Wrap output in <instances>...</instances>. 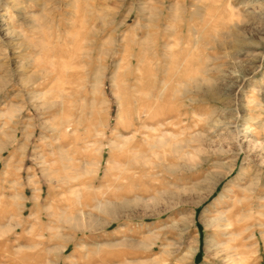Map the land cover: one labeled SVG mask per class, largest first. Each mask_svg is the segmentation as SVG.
Returning a JSON list of instances; mask_svg holds the SVG:
<instances>
[{"label": "rangeland", "instance_id": "374dc122", "mask_svg": "<svg viewBox=\"0 0 264 264\" xmlns=\"http://www.w3.org/2000/svg\"><path fill=\"white\" fill-rule=\"evenodd\" d=\"M0 264H264V0H0Z\"/></svg>", "mask_w": 264, "mask_h": 264}, {"label": "bare ground", "instance_id": "6f19581e", "mask_svg": "<svg viewBox=\"0 0 264 264\" xmlns=\"http://www.w3.org/2000/svg\"><path fill=\"white\" fill-rule=\"evenodd\" d=\"M214 10V9H213ZM186 13V12H185ZM192 14V13H191ZM210 14V13H209ZM218 19V18H217ZM91 20V19H90ZM171 20V19H170ZM207 20V19H206ZM208 20H210V19H208ZM93 21V20H92ZM114 21V20H113ZM209 22V21H208ZM111 23V22H110ZM168 23V22H167ZM137 27L138 26H136L135 27V29H134V31L132 32L133 34H132V36L135 38V36H139L138 34H137ZM80 29H82V28H80ZM133 29V28H132ZM154 29V28H153ZM179 30V29H178ZM204 31V30H203ZM202 31V32H203ZM85 32V31H84ZM156 32V31H155ZM93 33V32H92ZM95 33V32H94ZM98 33V32H97ZM80 34V33H79ZM83 34V33H82ZM91 34V33H90ZM94 37H96V34L94 35V34H92ZM91 36V35H90ZM111 37V36H110ZM133 37H131L132 39H133ZM97 38L98 37H96V38H94V40H93V44H92V48H91V52H90V56H89V59H88V61H87V64H86V69L89 71V79H91L92 77H90V75H92L93 73H92V71H93V55L96 53V48H97ZM144 38V37H143ZM152 38V37H151ZM127 40V39H126ZM130 40V39H129ZM110 41V40H109ZM108 41V42H109ZM125 41V40H124ZM189 41H190V39H189ZM188 40H187V43L189 42ZM108 42H107V45H108ZM145 42V41H144ZM110 43H111V41H110ZM109 43V44H110ZM113 43V42H112ZM134 43H135V41H134ZM143 43V42H142ZM152 44V43H151ZM176 44V43H175ZM189 44V43H188ZM145 46V45H144ZM189 46V45H188ZM188 46H186V48H185V50H188ZM103 47H105V46H103ZM128 47H129V45H127V47H126V51L128 50ZM183 48V47H182ZM103 49H105V48H103ZM103 49H102V47H100V49H99V52L100 53H102V51H103ZM169 49H171L170 47H169V45L167 44V43H165V46H164V52L165 51H167V50H169ZM132 50V49H131ZM141 52V51H140ZM169 52V51H168ZM100 53H99V55H100ZM110 53V52H109ZM142 53V52H141ZM185 53V52H184ZM190 53V52H189ZM97 54H98V51H97ZM166 54H169V53H166ZM188 54V53H187ZM140 55V54H139ZM170 55V54H169ZM173 55V54H172ZM192 55V54H191ZM180 56H181V54H180ZM186 56V55H185ZM188 56V55H187ZM80 57V56H79ZM122 57V56H121ZM128 57V56H127ZM127 57H125V58H123L122 59V61H120V62H118V64H116V69H117V72L116 73H114L115 75V77H112V78H117V77H119V76H122V74H121V71L123 72V73H125L123 70H127V69H129L130 67H129V63H128V60H126V58ZM168 57V56H167ZM171 57V56H170ZM96 58V57H95ZM100 58V57H99ZM165 59V58H164ZM168 59V58H167ZM173 59V58H172ZM185 59H187V57H185ZM195 59V58H194ZM152 60V59H151ZM151 60H150V63H152L151 62ZM169 60V59H168ZM182 60V59H181ZM190 60V59H189ZM100 61V60H99ZM99 61H97V62H99ZM175 61V60H174ZM193 62H196L195 60L193 61ZM146 63V62H145ZM156 63V62H155ZM166 63H167V61H166ZM182 64H183V62H181ZM190 63V62H189ZM174 64V63H173ZM182 64H180V65H182ZM145 65H147V64H145ZM144 65V66H145ZM169 65V64H168ZM149 66H152V65H149ZM176 66V65H175ZM102 67V66H101ZM95 68V67H94ZM185 68V67H184ZM199 69V68H198ZM98 70V69H97ZM163 70V69H162ZM201 70V69H200ZM202 70H204V69H202ZM95 72V71H94ZM98 72V71H97ZM129 72V71H128ZM139 70H137L136 69V71H135V73H134V75H133V78L135 79L134 81V84H133V88L135 89V92L137 91H140L142 94L143 93H147V96L148 97H150V96H152L151 94H152V92L154 91V85H153V80H151V78H150V74H153V72H151V71H149V69H147V68H142V70H141V74H139ZM151 72V73H150ZM185 72V71H184ZM186 73V72H185ZM98 74V73H97ZM126 75H127V73H126ZM129 75V74H128ZM155 75H157V74H155ZM164 75V74H163ZM123 77H124V75H123ZM93 78H95L94 77V75H93ZM129 78V77H128ZM156 79V78H155ZM115 80V79H114ZM163 80H165V78L163 79ZM163 80H162V82H163ZM91 81H93V79L91 80ZM100 81V80H99ZM116 81V80H115ZM119 81V80H118ZM155 81V80H154ZM161 82V83H162ZM93 83V82H92ZM155 84V83H154ZM98 85V84H97ZM162 85H163V83H162ZM94 86H92V88H93ZM132 87V86H131ZM98 88V87H97ZM127 91V90H126ZM126 92L125 93H123L122 92V97H123V99H122V103H121V113H125V111H126V109L129 107V104H130V101H129V99H127V98H129L128 96H127V98H126ZM129 94V93H128ZM141 94V95H142ZM210 94V93H209ZM146 95V94H145ZM132 96H134V94L132 95ZM137 96V95H136ZM147 96H146V98H147ZM154 96V95H153ZM116 97V96H115ZM121 97V96H120ZM144 97V96H143ZM118 98V97H117ZM214 98V97H213ZM134 99V98H133ZM138 99V98H137ZM142 99V98H141ZM135 100V99H134ZM133 100V101H134ZM145 100V99H144ZM119 101H121V100H119ZM137 101V100H136ZM139 101V100H138ZM143 101V100H142ZM148 101V100H147ZM139 103H141V102H139ZM148 103V102H147ZM133 104V103H132ZM106 104H103V102L102 103H100V106H98V107H96L95 108V113H94V125H96V126H99V124L100 123H103V117H102V113H103V111L105 112V110L107 109L106 108V106H105ZM130 106H132V105H130ZM135 108V107H134ZM136 108H138V107H136ZM149 108H150V106H148L147 104H146V106L144 107V108H141V109H139V112H138V114L139 115H141L143 112H144V110L146 109L147 110V112H149ZM136 113V112H135ZM107 114V113H106ZM107 115H109V113L107 114ZM133 115V114H132ZM104 116V115H103ZM128 117V116H127ZM105 118H107V116L105 117ZM109 118V117H108ZM122 118V117H121ZM119 120V119H118ZM125 120V119H124ZM104 121H106V120H104ZM105 125V124H104ZM102 126V125H101ZM148 128V127H147ZM134 136V135H133ZM140 136V135H139ZM164 137V136H163ZM166 137V136H165ZM132 138H134V140L137 138L136 136H134V137H132ZM129 139V138H128ZM131 139V138H130ZM166 139V138H165ZM151 140V139H150ZM166 141V140H165ZM128 142V141H127ZM132 142V141H131ZM145 142V141H144ZM167 142V141H166ZM135 143V142H134ZM159 143H161V142H159ZM131 144H133V143H131ZM126 145H128V144H126ZM135 145V144H134ZM163 145V144H162ZM165 145V144H164ZM168 145V144H167ZM137 148V147H136ZM131 149V148H130ZM132 149H134V148H132ZM143 149V148H142ZM136 150V149H135ZM144 153V152H143ZM136 154V153H135ZM145 163V162H144ZM126 167V166H125ZM141 167V166H140ZM132 168H134V167H132ZM143 168V167H142ZM144 169V168H143ZM84 170H86V169H84ZM87 170H89V169H87ZM140 170V169H139ZM148 170V169H147ZM58 171V170H57ZM56 171V172H57ZM124 171V170H123ZM122 171V172H123ZM128 171V170H127ZM126 171V172H127ZM120 172V171H119ZM129 172V171H128ZM121 173V172H120ZM146 173V172H145ZM45 179H47V181L49 182V183H53L54 184V182H55V184L56 185H58L59 186V188L60 189H63V186L61 185V179H60V175H59V172L58 173H51L50 175H48ZM121 181V180H120ZM121 183V182H120ZM133 183H134V181H133ZM143 183V182H142ZM123 184V183H122ZM117 185V184H116ZM115 185V186H116ZM120 185V184H119ZM120 187H122V186H120ZM119 187V188H120ZM132 187V186H131ZM65 188V187H64ZM130 188V187H129ZM117 189H118V187H117ZM122 189V188H121ZM131 189V188H130ZM5 193V192H4ZM119 193H120V191H119ZM118 194V193H117ZM129 194V193H128ZM61 195V194H60ZM127 195V194H126ZM95 196V195H94ZM114 196V195H113ZM62 197H64V196H62ZM92 197H93V195H92V193L90 192V191H87V192H85V202H84V204H85V206H87V205H89V203H90V200L92 199ZM18 198V197H17ZM17 198H15L14 196H13V198H11L9 201H8V203H9V205L11 206V205H13L15 202H16V199ZM94 198V197H93ZM34 199H35V201H38L39 200V196H35L34 197ZM122 199V198H121ZM117 200V199H116ZM118 200H119V198H118ZM65 202H66V200L65 199H61V200H58V202H57V204L53 207V210H51V211H49L50 209H46V210H44V212L41 210L40 212H37L39 215H40V217L38 218L39 220H40V225H41V227L40 228H38L39 229V236L41 237V245L44 247H46V244H48V243H50L51 241H53L54 240V236H51L50 238L48 237V233L49 232H51V231H53L54 230V228L52 227V226H46V224L44 223V219L45 218H47V220L48 221H50V223L52 222V219H53V217H54V219H56V222H57V225L58 226H60V224L61 223H65V224H67V225H69L70 226V230H72V231H74V233L76 234V232H78V231H87V230H89L90 228H91V218L90 217H86V216H82V217H80V213H82L83 215H85V211H84V209H77L76 211H69L68 209H66L65 207H64V205H65ZM7 203V204H8ZM106 203H107V201L105 202V205H106ZM109 203V202H108ZM107 203V204H108ZM6 204V205H7ZM112 204H113V202H112ZM100 205V204H99ZM116 205V204H115ZM114 205V206H115ZM84 206V207H85ZM109 206V205H108ZM117 206V205H116ZM83 207V208H84ZM12 209V208H11ZM9 210V209H8ZM8 212V211H7ZM105 212V211H104ZM36 213V214H37ZM89 214V213H88ZM112 219V218H111ZM22 220H20V222H18V224L13 228L12 227V229H11V231H14V230H16L17 228H19V227H21L22 225H23V222H21ZM54 221V220H53ZM55 223V222H54ZM52 224V223H51ZM56 224V223H55ZM56 235V234H55ZM39 237V238H40ZM57 237V236H56ZM60 238V237H59ZM56 242V241H55ZM68 243H69V241H67ZM50 245V244H49ZM46 250V249H45ZM195 251H196V249H195ZM192 253H194V252H192ZM191 253V254H192ZM194 255V254H193Z\"/></svg>", "mask_w": 264, "mask_h": 264}]
</instances>
